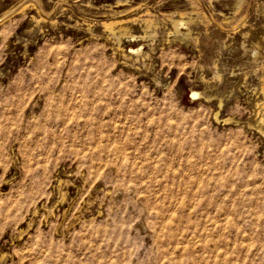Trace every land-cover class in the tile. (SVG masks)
Here are the masks:
<instances>
[{"label":"rangeland","instance_id":"rangeland-1","mask_svg":"<svg viewBox=\"0 0 264 264\" xmlns=\"http://www.w3.org/2000/svg\"><path fill=\"white\" fill-rule=\"evenodd\" d=\"M195 1L0 0V264H264V0Z\"/></svg>","mask_w":264,"mask_h":264},{"label":"bare ground","instance_id":"bare-ground-1","mask_svg":"<svg viewBox=\"0 0 264 264\" xmlns=\"http://www.w3.org/2000/svg\"><path fill=\"white\" fill-rule=\"evenodd\" d=\"M189 1V4H191V5H193V7H195L196 5H195V0H188ZM244 1V0H243ZM239 3V2H238ZM195 5V6H194ZM122 6H124V5H118V6H116V8L117 9H119L118 10V12L116 13V14H118V17H120V18H115V20L113 19V20H110V21H99L100 22V24H101V26L104 28V29H106V30H108L109 32H110V34L118 41V43H119V40H120V37L121 36H123L124 34H122L121 33V29L119 30V32H115V28H117L118 26H122L123 24H127V23H132V22H134V21H136L137 20V18L136 17H134V16H130V14H129V16H127V12H126V9H121L120 10V7L122 8ZM132 6V5H131ZM239 6V5H238ZM198 7V6H197ZM25 8V7H24ZM131 8V7H130ZM238 8V7H237ZM236 8V9H237ZM23 9V8H22ZM194 9V8H193ZM197 8H195L194 10H196ZM21 10V9H20ZM128 10V9H127ZM134 10V9H133ZM199 10V9H198ZM201 10V9H200ZM199 10V11H200ZM239 10V9H238ZM149 11V10H148ZM147 10H146V15L148 14L149 15V12H148ZM11 12V11H10ZM20 11L18 10V13H19ZM195 13L196 14H198L199 15V17L201 18V19H204L205 17H204V14H202L201 13V11L200 12H196L195 11ZM116 14H114V15H116ZM191 14V13H190ZM6 15V14H5ZM150 16V15H149ZM148 16V17H149ZM163 17H165L166 19H168V21L170 22V25H171V34L173 35V36H181V37H184L186 34L184 33H182V31H181V27H188V24H189V22H190V19H188V20H184V18H185V16H186V13L184 12V11H176V15H174L173 16V14H163L162 15ZM206 16V15H205ZM117 17V16H116ZM241 17V16H240ZM244 18V17H243ZM38 20V19H37ZM205 20H206V18H205ZM164 21V20H163ZM204 21V20H203ZM142 22L145 24V28L147 29V28H149L151 25V19H149V18H145V19H142ZM238 23V22H237ZM142 24V23H141ZM123 27V26H122ZM232 27V26H231ZM237 27V26H236ZM189 30V28H187V30L186 31H188ZM170 31V30H169ZM117 33H119V35H117ZM152 33H154V31H152ZM131 38L133 39L134 37L133 36H131ZM135 39H136V37H135ZM140 39V38H139ZM138 39V40H139ZM141 39H143L142 37H141ZM120 47V46H119ZM131 52H133V53H138V52H141L140 51V49L139 50H130ZM148 55H149V53H148ZM147 57V56H146ZM144 62V61H143ZM206 81V80H205ZM264 89V88H263ZM199 93H197V92H194V91H192V96L193 97H195V96H197ZM222 104H221V102H219V106H221ZM213 119H215V120H220V118L218 117V111H216L215 113H214V116H213ZM229 119L228 118H222L221 120H220V123H224V124H227V121H228ZM261 121H263L262 119H261ZM64 199V198H63ZM53 209V208H52ZM2 258V257H1Z\"/></svg>","mask_w":264,"mask_h":264}]
</instances>
